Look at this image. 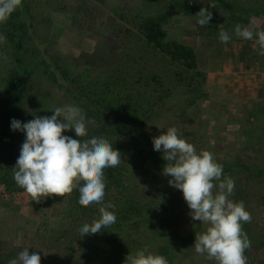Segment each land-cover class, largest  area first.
<instances>
[{"label":"rangeland","instance_id":"rangeland-1","mask_svg":"<svg viewBox=\"0 0 264 264\" xmlns=\"http://www.w3.org/2000/svg\"><path fill=\"white\" fill-rule=\"evenodd\" d=\"M26 1L33 15L34 31L40 36L37 39L42 55L61 72L65 70L70 82L81 72L89 78H101L120 64L124 52L121 40H131L126 28L139 31L140 19L164 16L170 37L194 47L198 58L195 83L178 80L179 85L160 89L152 81L155 70L148 67L147 76L141 77L144 79L141 85L151 83L161 92L153 96L147 93V98L159 102L147 112V119L139 122L140 126L136 122L142 118H137L123 129L124 159L129 162L134 178L131 180V173L124 175L130 178L129 186L132 182L137 191H144L137 196L147 205V221L140 227H127L115 234L122 240L128 236L138 240L136 248L131 250L147 248L154 254H158L157 250L167 253L162 256L168 264H217L207 254L195 252L196 234L207 226L192 219L183 192L171 186L170 177L163 174L167 161L162 151L154 150L153 137L176 127L198 153L208 150L214 154L215 161L223 166L222 179L234 180L235 190L229 198L242 201L252 216L250 223H242L250 240V247L245 250L247 264H264V55L258 53L255 35L252 40H245L235 34L237 24L252 27L254 32L264 31V0ZM202 7L212 13L206 26L198 23L197 13ZM221 30L230 35L226 44L220 41ZM16 32L22 35V30ZM0 34L6 36V42L0 43V102L10 74L14 72L21 78L27 66L32 67L19 107L21 122L27 123L38 115L51 116L56 107L74 105L82 110L86 121H94L87 124V136L106 134L99 125L97 107L78 97L75 88L51 76L35 39L26 38L24 47L16 49L1 24ZM83 52L92 53L89 58L94 61L83 57ZM159 94L165 101H160ZM68 132L72 138L80 139L74 129ZM25 139L24 132L15 130L9 142L0 144V163L8 156L19 157ZM133 139L140 140L139 147L131 146ZM143 147L153 150L158 161L148 172L134 164L138 162L139 148ZM3 191L0 185V264H9L25 248L30 254L38 253L41 264H83L81 254L88 246L82 240L87 242L95 234H76L74 240L65 235L66 231L73 234L77 225L78 229L84 225L85 220L75 219L80 209L73 215L74 200L68 195L49 196L37 203L27 192L14 190L8 193V198H3ZM115 196L119 198L117 188ZM158 197H163L164 203ZM94 213L89 212L88 220ZM156 220L163 226L154 227L152 223ZM162 244H169L170 249L166 250Z\"/></svg>","mask_w":264,"mask_h":264},{"label":"clouds","instance_id":"clouds-1","mask_svg":"<svg viewBox=\"0 0 264 264\" xmlns=\"http://www.w3.org/2000/svg\"><path fill=\"white\" fill-rule=\"evenodd\" d=\"M22 2L0 0V24L6 23L17 8L22 7ZM197 15L201 26L208 25L212 18V13L203 7ZM235 34L245 40H252L255 35L258 53L264 55V31L254 32L252 27L237 24ZM229 40V33L221 30L220 41L226 44ZM4 42L6 36L0 34V43ZM52 111L51 116L38 115L27 123L15 118L11 121V128L26 136L14 167V180L37 203L49 196L65 197L78 189L80 205H101L100 218L85 223L79 232L81 236L99 233L117 220L115 213L109 210L114 205L104 204V170L119 166L121 153L103 137L81 139L88 135L87 124L94 121H86L78 106L66 105ZM73 129L80 139L63 134ZM153 144L154 150L162 151L167 161L163 174L170 177L171 186L183 192L192 219L207 226L205 231L196 234L195 252L207 254V258L217 264H247L245 250L250 247V240L242 223H250L252 216L242 201L234 202L229 198L234 193L235 182L230 177L222 179L223 166L215 161L214 154L208 150L198 153L176 127H169L153 137ZM9 264H41V256L30 254L25 248ZM125 264H168V260L144 248L129 254Z\"/></svg>","mask_w":264,"mask_h":264},{"label":"trees","instance_id":"trees-1","mask_svg":"<svg viewBox=\"0 0 264 264\" xmlns=\"http://www.w3.org/2000/svg\"><path fill=\"white\" fill-rule=\"evenodd\" d=\"M17 18H21L22 21L18 23L16 21ZM165 19L164 16L140 19L138 23L140 26L139 31H135L131 27L126 28L127 32L131 35V40H127L131 45L128 46L127 41L121 40L124 45L122 62L117 64L107 75L101 76V78H89L84 72H81L75 75L72 82L68 80L69 74L67 75L65 70L61 72L54 67L55 64L50 59L42 55V48L37 39L40 36L34 31L33 15L26 0H23L22 7L17 8L6 23L1 24L5 29L6 35L14 42L16 49L24 47L26 38L36 40L39 53L45 60L46 67L52 74L51 76H54L56 81L75 88L79 92L78 97L84 98L90 104L97 107L95 113L100 117L101 123L99 125L106 132L103 138L107 139L114 149H118L121 153L120 165L116 168L104 170L106 182L104 204L111 203L114 205V208H110L109 210L115 213L117 217L116 223L103 232L100 231L90 237L89 241L86 242V239L82 240L85 246H88V250L86 251L87 248L85 247L84 252L81 254L83 264H125L126 257L129 254L137 252L131 249L136 248L138 240L133 236L131 238L128 236L122 240L115 233L121 229L126 230L127 227L128 229L129 227H140L143 225V222L147 221V205L142 204L137 196L144 194V191H137L136 188L132 187V182H130L129 186L128 182L130 178L124 175V173H131L133 176L131 180L134 178L133 173L129 170V162L124 159L125 136L123 132L124 128L132 125L133 120L142 118L136 124H139L141 120H146L147 112L154 109L156 104H158L157 102H159L157 99L151 100L149 97L147 98V93L153 96L155 93L161 92L157 86L154 87L148 82L145 86L141 85L144 80L142 78L147 76V67L156 71L153 72L155 74L152 81L160 86V89H166L165 85L168 87L173 84L177 86L180 83L178 80L190 84L195 83L196 76L194 72L198 66L196 51L186 41L170 37L168 30L164 26ZM18 30H22L21 36L17 34L16 31ZM82 55L90 61H94V59L89 58L93 55L92 53L83 52ZM56 61L60 62V58H56ZM56 66L59 67L60 64L57 65L56 63ZM31 72L32 67L27 66L21 78H18L14 72L9 76L4 96L0 102V144L9 142L15 135V130L11 128V121L14 118L20 119V102L25 97ZM170 93L168 92V94ZM160 98V101H165L164 96H160ZM146 104L147 107L145 106ZM63 134L69 136L70 133L65 131ZM107 134L114 135L112 138H108ZM92 137H96V135ZM92 137L87 136L85 140ZM130 142L131 146L139 147V139H133ZM139 149V155H137L139 156L137 158L138 162L134 164L142 170L147 169V172L151 171L158 163L153 150H148L145 147ZM17 159L18 157L15 159L12 156H8L0 163V170H2L0 185L4 187L3 198H8L10 191L20 190L21 192H26L14 180V167ZM225 165H227V162H225ZM116 188L119 191V198L115 196ZM127 190H130V192H127ZM68 197L75 201L72 208L73 215L77 209L81 211L76 215L75 219L85 220L84 222L82 221L84 224L86 220L92 223L94 220L99 219V204L94 203L87 207L80 205L78 202V189H74ZM158 199H161L162 203L165 201L163 197H158ZM153 202L160 203V200H154ZM89 212H95L90 216V220H88ZM161 214L162 212H160ZM152 224L156 228L159 225L163 226L159 220H156ZM77 229L78 225L73 230V234H66V231L65 235H69L74 240L76 234H80L79 229ZM162 245L166 250L170 249L169 244ZM123 251L127 253L125 254ZM157 253L165 256L168 255L167 253L161 254L160 250H157ZM107 256L109 257L108 259Z\"/></svg>","mask_w":264,"mask_h":264}]
</instances>
